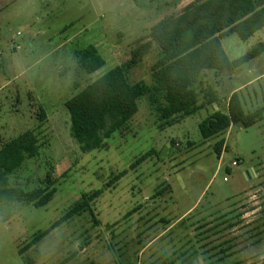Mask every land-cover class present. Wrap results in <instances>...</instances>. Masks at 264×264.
Returning a JSON list of instances; mask_svg holds the SVG:
<instances>
[{"label":"rangeland","instance_id":"374dc122","mask_svg":"<svg viewBox=\"0 0 264 264\" xmlns=\"http://www.w3.org/2000/svg\"><path fill=\"white\" fill-rule=\"evenodd\" d=\"M193 1L0 0V147L25 131L37 143L8 185L53 190L41 208L0 201V264L264 262V54L232 72H201V110L172 126L159 128L142 98L99 150L80 151L69 134L65 103L107 72L123 67L131 84H152L157 46L133 64L131 52L149 40L154 24ZM258 43L264 29L246 42L221 40L230 60ZM89 47L103 63L91 73ZM238 88L243 111H262L261 120L202 140L199 122L224 112ZM213 97L218 102L209 103ZM96 191L88 210L53 228ZM40 231L47 234L27 247Z\"/></svg>","mask_w":264,"mask_h":264},{"label":"trees","instance_id":"16d2710c","mask_svg":"<svg viewBox=\"0 0 264 264\" xmlns=\"http://www.w3.org/2000/svg\"><path fill=\"white\" fill-rule=\"evenodd\" d=\"M262 29L264 5L257 8L254 0H194L184 7L181 14L168 16L154 24L148 34L149 40L131 52L129 63L133 64L136 58L148 52L152 44L157 46L158 57L151 69L150 86L143 82L131 84L126 78V68L117 67L65 103L71 139L85 153L103 148L104 142L136 114L137 101L142 98H146L153 108L161 129L172 126L176 117L197 114L202 108L196 91L201 72H232L264 54V43H258L244 56L230 60L221 46V40L235 35L246 42ZM87 50L92 64L88 72L91 73L103 63L92 47ZM211 102L218 100L213 97L209 100ZM261 118L262 111L245 113L240 96L234 92L226 100L225 111H214L199 122L198 130L201 139L208 140L234 125L250 128ZM107 120L110 121L108 127ZM222 146L223 142L216 144L218 156ZM36 152V138L31 131L21 133L0 147V201H22L33 208L49 203L53 190L45 192L39 188L23 192L8 185L9 176L16 173L26 159L33 158ZM148 154L138 157L132 166L143 162ZM99 194L96 191L89 196L82 195V200L55 222L53 228L88 210L89 199ZM46 234L47 231L36 233L27 247ZM24 262L34 264L32 259Z\"/></svg>","mask_w":264,"mask_h":264},{"label":"crops","instance_id":"0c3cea01","mask_svg":"<svg viewBox=\"0 0 264 264\" xmlns=\"http://www.w3.org/2000/svg\"><path fill=\"white\" fill-rule=\"evenodd\" d=\"M255 1V0H254ZM256 1H258V3L256 4V7L257 8H259V7H261L262 5H264V0H256ZM256 3V2H255ZM241 88H238V89H235V90H233L232 92H230V94L228 95V97L232 94V93H234V92H236V91H239ZM228 97H227V99H228ZM226 99V100H227Z\"/></svg>","mask_w":264,"mask_h":264},{"label":"built area","instance_id":"2783aa9c","mask_svg":"<svg viewBox=\"0 0 264 264\" xmlns=\"http://www.w3.org/2000/svg\"><path fill=\"white\" fill-rule=\"evenodd\" d=\"M232 166H236V164L233 162V163H232Z\"/></svg>","mask_w":264,"mask_h":264}]
</instances>
